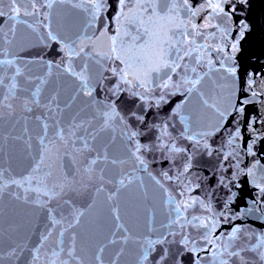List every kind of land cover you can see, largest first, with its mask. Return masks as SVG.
<instances>
[{
    "label": "water",
    "instance_id": "obj_1",
    "mask_svg": "<svg viewBox=\"0 0 264 264\" xmlns=\"http://www.w3.org/2000/svg\"><path fill=\"white\" fill-rule=\"evenodd\" d=\"M189 2L195 9L201 7L206 0H189ZM107 3L109 7L101 20L97 21L94 28L86 31L85 24L90 19L86 10L89 7L88 4L73 7L58 3L54 4L50 10L43 6L42 11L48 13V20H44L43 16H22L21 19L26 23L16 25L15 36L12 37L9 34L7 38H0V48L5 50L3 54H0V59L15 56L25 76L46 78L48 82L43 86L41 100L46 102L48 98L56 94L60 106L63 107L76 93L79 83L65 72L68 65L67 58L61 51L62 44L76 40L77 37L95 39V35H98L105 26L108 28L109 35L114 34L116 24L113 20L118 13L119 3L118 0H107ZM232 3L236 5L237 12L227 25L221 23L220 17L212 21L213 25L230 28L228 39L223 41L224 52L215 50L216 46L221 44L222 38L217 27L210 26L200 30L203 36H195L197 44L207 47L204 63L197 66L195 59L185 58L184 63L188 64L189 68L196 66L197 73L200 75L209 71L207 60H211L216 69L204 76L197 90L191 95L181 87L174 95L167 97V103L156 107L154 98H158L161 89L153 86L152 92L145 93L147 99L141 100L138 96H133L131 92L124 91L123 89L129 88V85L120 83L117 76H114L110 70H105L106 79L94 93L97 97V105L89 106V97L77 96L72 102V107L64 113V117H67L70 113L74 114L83 109L81 117H88L93 114L95 108H102L103 103L115 101L117 111L124 116L127 124L142 133L138 137L141 143L158 145L159 129L155 125L167 124L170 135L165 137L166 142L169 145L175 143L177 147L183 149L179 153H169L167 148L163 152L158 147L153 148L143 154L147 161V170H144L132 158L128 150L132 144L122 136L125 130L124 124L115 121L112 129L99 132L95 142L97 148L107 145L109 159L118 161L116 165L109 163L101 167H106L108 176L114 180L120 174L126 173L132 178V183L122 189L111 202L107 200V195L115 192L114 183L106 184L105 191L98 195L95 193V188H90L84 194L74 197L77 207L85 211V216L81 218V224L73 231L81 233L91 244L106 242L115 230L116 224L111 210L113 207L118 208L121 223L128 229L127 235L130 239L127 243L121 240L109 245L105 252L106 260H110L123 248L117 264H141L145 250H148L149 256L143 264H195L197 256L201 258L200 264H214V260L215 264H219L213 256L214 244H229V250L239 247L251 249L264 235V193L260 191V188L264 187V0H248L247 4L232 0ZM231 6L232 4L225 5V11H228ZM10 7L11 5L5 0L3 4L5 13H8ZM127 7L133 11L136 9L133 2H129ZM176 7L180 17L187 20L184 12L186 6L178 3ZM210 13L211 9L205 8L191 19L200 25L207 20ZM241 20L248 22L249 30L240 41L239 51L233 56L228 47L237 38L238 30L233 22L238 23ZM0 21H3L4 31L8 32L10 23L7 17L0 18ZM189 30H191L190 25ZM49 31L59 37L61 43L50 39ZM121 35L123 36V30ZM132 35H135V32ZM8 39H11V44L7 43ZM123 39L126 42L125 50H127L131 44L130 38L123 36ZM109 48L110 42L106 38H101L97 41L95 50L91 46L85 48V51L92 55L74 58L72 67L79 71L80 65L87 62L94 68H98L99 66L95 65L92 59L94 51L107 52ZM195 55L193 53V57ZM232 60L237 65L236 95L251 97L252 91L257 92L258 95L254 102L247 106L243 120L238 125L241 138H236L230 144L229 139L235 134L237 127L233 123L235 113L228 117L218 131L215 128L218 119L217 109L222 110L228 105L232 85V79L223 70L221 64L227 67ZM104 63L108 69L123 67L119 60L115 59ZM49 64L52 65L50 69ZM178 71L183 72V69ZM197 73L189 71L188 75L194 77ZM250 78L254 81L252 89L246 91V82ZM17 79L22 82L24 77ZM180 79L179 75H173L174 82ZM153 80L154 84L159 83L155 73H153ZM35 82L39 83V80ZM117 84H120L122 89L118 97L113 95L111 90ZM28 87L33 86L28 85ZM137 90L143 92V89H132V91ZM19 95H26V93ZM181 102L184 103L181 115L187 118V125L181 121L180 116L173 114V109ZM43 111L45 109H40L34 114H40ZM141 115L144 116L143 123L136 118ZM250 116H255L258 121L255 124L256 135L259 136L253 148L255 155L247 151L248 144L254 138L248 130ZM0 123L3 124V127H0V135L4 137L0 139V168L7 170L5 179H8L9 175L17 179L22 178L28 175L39 161L36 142L33 140V149L29 154L23 140L13 139V137L24 135L23 119L19 123L7 119ZM98 126L97 122L96 127ZM28 128L30 135H35L39 131L36 122L31 119L28 121ZM205 132L212 134L203 136ZM189 136H194L195 139H189ZM196 140L200 143L197 144ZM205 143L208 147H205ZM48 163V161L45 162V164ZM60 163L62 162H58L53 168L42 166V171L51 170L54 177L59 178L62 175ZM189 163L191 167L185 172V167ZM249 169L254 175L247 174ZM164 173H167V177L171 179L165 177ZM156 180H159L160 184H157ZM161 184L163 187L160 186ZM10 193L23 195L21 189L14 187L6 189L3 199L0 200L4 227L8 229L9 225H22L19 235L14 238L28 240V237H31L28 240V246L32 247L38 240V236L33 234V229L37 233L44 230L42 225L47 223L45 219L47 213L34 204H25L22 200H16ZM169 197L174 199L170 202ZM30 198L34 199L35 195L32 194ZM93 201L94 205L89 209L88 205ZM55 204L56 201H53L50 206ZM177 204L180 205L179 213L176 211ZM209 220L216 221L218 226L212 235L206 237L209 228L203 225L209 223ZM38 224L41 227H35ZM235 227L241 229L238 239L228 241V234ZM221 233L224 235L222 236ZM124 235V232H117L115 238L120 240ZM5 237V255L0 264H20L19 261H13L7 256L9 247L7 232ZM209 240L213 243H209ZM152 241L162 242L154 243L149 248V243ZM222 250V248L215 249L217 253ZM24 255L29 254L25 252ZM243 255L255 260L256 264H261L256 252L246 251ZM43 259L41 254L40 264H43ZM230 264H232L231 261Z\"/></svg>",
    "mask_w": 264,
    "mask_h": 264
},
{
    "label": "snow or ice",
    "instance_id": "obj_2",
    "mask_svg": "<svg viewBox=\"0 0 264 264\" xmlns=\"http://www.w3.org/2000/svg\"><path fill=\"white\" fill-rule=\"evenodd\" d=\"M4 2L5 0H0V18L6 16L10 26L8 32H5L3 21H0V38H7L9 34L14 37L16 25L26 23V21L21 19L22 16H43L44 20H48V13L42 11L43 6L50 10L54 4L58 3L69 4L73 7H82L84 4H88L89 7L86 10L90 19L85 24V31L89 28H94L97 21L101 20L109 7L107 0H7L11 7L8 13H5L3 10ZM129 2L135 3V11L127 7ZM238 2L247 4L248 0H238ZM118 3L119 10L113 20L116 24L114 34L109 35L108 28L105 26L98 35H95V39L93 37H77L76 40L62 44L61 51L67 58L68 65L65 68V72L79 83L76 93L63 107L60 106L56 94H53L46 102L41 100V94L44 90L43 86L48 82L46 78L25 76L17 64L15 56L0 59V122L7 119L15 120L16 123H19L23 119L24 135L13 137V139L23 140L29 150V154H31L33 140H35L36 148L39 152V161L29 174L22 178L17 179L9 175V178L5 179L7 170L0 168V200L3 199L6 189L14 187L23 191L22 196L18 193H10L16 200H22L25 204H34L47 213L45 217L47 223L42 225L44 230L37 233L33 229V234L38 236V240L32 247H29L28 240L31 237H28V240L14 238L19 235L22 225H9V228L5 229L2 218L3 213L2 209H0V262L3 261L5 255V233L7 232L9 247L6 254L9 259L19 261L20 264H40L41 254L44 257L43 264H117L123 248L117 251L110 260L105 259L106 249L109 245L116 244L121 240L127 243L130 239V236L127 235L128 229L121 223L118 208L113 207L111 210L116 224L115 230L106 242L91 244L81 233L73 231L81 224V218L85 216V211L77 207L74 197L84 194L90 188H95V193L98 195L100 192L105 191L106 184L114 183L116 185L115 192L107 195V200L111 202L122 189L127 188L132 183V178L126 173L120 174L114 180L108 176L107 168L101 167V165L109 163L116 165L118 161L109 159L107 145L103 148H97L95 142L99 132L112 129L115 121L124 124L125 130L122 136L132 144L130 148H128L127 144H125V147L128 148L132 158L144 170H147V161L143 154L153 150V148L158 147L162 152L167 148L169 153L183 151L175 143L169 145L166 142L165 137L170 135L167 131V124L162 126L155 125L159 129L158 145L141 143L138 137L142 133L127 124L124 116L117 111L115 101L103 103L102 108H95L93 114L88 117H81L83 109L74 114L70 113L67 117H64V113L72 107V102L76 100L77 96L89 97V106L97 105L98 101L94 93L106 79L104 76L105 70H110L114 76H117L120 83L129 85V88L123 89L124 91L131 92L133 96H138L141 100L147 99L145 93L152 92L154 87L161 89L158 98H154V106L156 107H159L162 103H167V97L174 95L181 87L191 95L193 91L197 90L204 76L216 70L211 60H207L209 71L203 73V75L197 73L196 66L189 68V65L184 63L185 58L189 60L195 59L197 66L205 61L207 47L197 44L195 36H203L200 31L203 28L217 27L222 42L216 46L215 50L224 52L223 41L228 39L230 28L213 25L212 21L216 17H220L221 23L227 25V22L231 21L233 15L237 12L236 5L232 3V0H206L201 7L195 9L192 8L189 0H118ZM178 3L186 6L184 12L185 17L188 18L187 20L180 17V12L176 7ZM228 4H232V6L228 11H225L224 6ZM205 8H210L211 13L204 23L197 25L191 18L196 17ZM233 23L238 30L237 38L228 47L234 56L239 51V44L244 38L245 32L249 30V24L246 20ZM189 25L191 30H189ZM28 27L33 26L28 25ZM122 30L123 36H128L131 41L127 50L124 47L126 42L121 35ZM133 32H135V35H132ZM48 36L57 43H61L59 37L53 35L51 31H49ZM101 38H106L110 42V48L107 52L94 51L92 59L95 61V65L99 67L94 68L89 63L84 62L80 65L79 71L73 68V59L81 55H92L86 52L85 48L91 46L95 50L96 43ZM7 43L11 44V39H8ZM208 47H211V45H208ZM4 52L5 50L0 48V54ZM113 53L116 55H111ZM193 53L196 54L195 57H193ZM225 55H228V53H225ZM112 59L119 60L123 67L108 69L104 62ZM51 66L49 64V69ZM221 67L232 79V85L230 86L228 105L222 110L217 109L218 119L215 130L218 131L228 120V117L233 116V113H235L233 123L237 127L235 134L229 139L231 144L236 138H241V131L238 125L243 120L247 106L254 102L258 94L252 91L251 97H238L235 87L237 80V65L235 61L232 60V63L227 67L221 64ZM180 69H183V72L178 71ZM189 71L197 74L194 77H189ZM153 73L156 74L159 83L154 84ZM173 75H179L181 77L180 81L174 82ZM18 77H24L23 81H18ZM36 80H39V83H36ZM253 82L251 78L246 82V91L252 89ZM28 85L33 87H28ZM133 88L143 89V92L132 91ZM111 90L113 95L118 97L122 89L120 84H117ZM20 93H26V95H19ZM183 107V102L177 104L176 108L173 109V114L180 116L181 121L187 125V118L181 115ZM40 109H45V111L40 114H34ZM133 115L136 114L133 113ZM136 118L143 123L144 116L141 115ZM30 119L35 121L39 128L35 135L29 134L28 121ZM97 122L99 124L98 127H96ZM257 122L255 116L249 117L248 130L254 135V138L248 144L247 151L252 155H255L253 148L259 139L255 128ZM0 127H3L2 123H0ZM211 134V132H205L202 135L208 136ZM25 137H27L26 140ZM188 138L195 139L194 136H189ZM0 139H4V137L0 135ZM196 143L199 144L200 141L196 140ZM205 147H208L207 143H205ZM46 161L49 163L45 164ZM58 162H62L60 163L61 177H54L51 170L42 171V166L53 168ZM190 167V163L186 165L185 172ZM247 174L254 175L251 169L248 170ZM164 176L167 177V173H164ZM167 178L171 179V177ZM156 183L160 184V181L156 180ZM160 186L163 187L162 184ZM260 191L264 193V187H261ZM32 194L35 195L34 199L30 198ZM173 199L169 197L170 202ZM53 201H56L55 206H50ZM93 205L94 201L88 205V208H92ZM176 211L178 213L180 211L179 204L176 205ZM203 226L209 228V232L206 234L207 237L214 233L218 223L209 220V223ZM35 227L38 228L41 225L38 224ZM117 232H124L125 235L118 240L115 238ZM240 232L241 229L235 227L228 234V241L237 240ZM221 235L223 236L224 234L221 233ZM160 242L162 241L150 242L149 248H151L152 244ZM209 243L213 242L209 240ZM216 248H222L223 250L217 253L215 251ZM192 250L195 251V249ZM246 251L256 252L259 261L264 264V235L261 236L260 242L251 249L239 247L229 250V244H214L213 256L219 261V264H230V261L232 264H237V262L238 264H256L255 260L243 255ZM25 252L29 255L25 256ZM148 256L149 252L145 250L141 264L148 260ZM200 259L197 256L195 264H200Z\"/></svg>",
    "mask_w": 264,
    "mask_h": 264
}]
</instances>
